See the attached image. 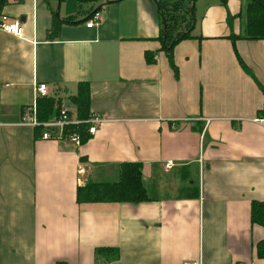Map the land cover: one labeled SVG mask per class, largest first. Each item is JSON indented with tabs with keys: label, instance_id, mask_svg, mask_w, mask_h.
<instances>
[{
	"label": "crops",
	"instance_id": "crops-1",
	"mask_svg": "<svg viewBox=\"0 0 264 264\" xmlns=\"http://www.w3.org/2000/svg\"><path fill=\"white\" fill-rule=\"evenodd\" d=\"M247 1L194 0L192 37L170 53L151 0L0 2L22 27L0 29V264H264L250 221L264 201V39L228 38ZM79 82L105 118L85 142L20 123L40 83L75 117ZM126 161L142 163L148 200L76 202Z\"/></svg>",
	"mask_w": 264,
	"mask_h": 264
},
{
	"label": "trees",
	"instance_id": "trees-1",
	"mask_svg": "<svg viewBox=\"0 0 264 264\" xmlns=\"http://www.w3.org/2000/svg\"><path fill=\"white\" fill-rule=\"evenodd\" d=\"M7 0H1L5 3ZM16 2L20 0H15ZM95 0H78V6L86 2ZM156 6L160 32L157 40L160 41L159 50L170 53L172 48L179 41L192 37L191 31L195 24L193 9L194 0H151ZM225 1V0H224ZM222 0V2L224 3ZM93 13V12H92ZM92 13L88 16L90 17ZM246 23L242 35L230 34L228 38L234 44L237 39L258 40L264 39V0H248L245 8ZM53 28V27H52ZM50 31V35L52 34ZM156 52V51H155ZM145 52L147 61H151L153 53ZM170 56V55H169ZM247 71V70H246ZM69 102L75 108V117L85 120L91 114L89 111V87L86 82L77 84V92L70 96ZM58 102L51 96H42L37 99V115L40 121H46L58 111ZM69 116L72 114L68 112ZM86 125L78 127L71 126V130L79 133L81 143L85 142L89 136ZM40 130L39 128H37ZM80 162H85L86 157L80 156ZM148 194L142 183V163L140 162H121L117 164V177L115 180H93L87 178L82 185L76 187L75 199L78 204L91 203H138L148 200ZM250 221L260 225L264 231V201H252L250 207ZM104 249H97L100 253ZM256 256L264 258V234L263 238L256 244ZM111 258L114 252L108 254ZM64 264V263H57Z\"/></svg>",
	"mask_w": 264,
	"mask_h": 264
},
{
	"label": "built area",
	"instance_id": "built-area-1",
	"mask_svg": "<svg viewBox=\"0 0 264 264\" xmlns=\"http://www.w3.org/2000/svg\"><path fill=\"white\" fill-rule=\"evenodd\" d=\"M99 12L92 13L87 27H91L100 21ZM0 29L4 32L21 36L22 27L19 20H10L6 15L0 17ZM42 96H49V89L45 83L36 84L33 87V101L29 106H26L21 115L20 123L23 125L31 126L33 128H39L41 131V138L55 140V141H68L73 143L76 147L81 144L79 133L76 130H71V126L78 127L80 125H86V131L89 136L95 134L97 128L105 121L104 116L98 113H91L87 119L79 120L76 117L69 116L68 110L65 107L57 109V113L52 115L46 121H40L37 115V99ZM255 121L264 126V107L259 116L255 118ZM166 169L171 167V163L164 164ZM82 172V170H80ZM183 264H189L184 262ZM196 264V263H192Z\"/></svg>",
	"mask_w": 264,
	"mask_h": 264
},
{
	"label": "rangeland",
	"instance_id": "rangeland-1",
	"mask_svg": "<svg viewBox=\"0 0 264 264\" xmlns=\"http://www.w3.org/2000/svg\"><path fill=\"white\" fill-rule=\"evenodd\" d=\"M82 6H85V5H84V4H82ZM58 108H61V107H60V105H59V107H58ZM163 176H167V175L163 174ZM157 181L159 182L160 180L158 179ZM159 183H160V182H159ZM159 183H158V184H159Z\"/></svg>",
	"mask_w": 264,
	"mask_h": 264
}]
</instances>
